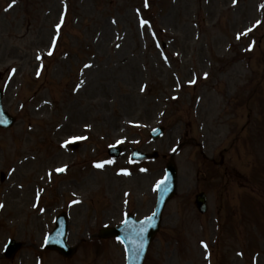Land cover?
I'll use <instances>...</instances> for the list:
<instances>
[{
    "label": "rangeland",
    "instance_id": "obj_1",
    "mask_svg": "<svg viewBox=\"0 0 264 264\" xmlns=\"http://www.w3.org/2000/svg\"><path fill=\"white\" fill-rule=\"evenodd\" d=\"M68 2L65 13L64 0H0V88L17 118L0 129V264H125L123 247L97 235L129 210L152 215L172 156L178 191L144 264H264V0ZM195 119L224 169L199 155ZM159 126L165 135L152 140ZM80 137L88 140L63 147ZM136 149L159 159L131 164ZM121 168L132 179L119 178ZM35 189L46 191L37 210ZM63 211L67 245L78 248L70 260L42 246ZM10 239L22 244L13 260Z\"/></svg>",
    "mask_w": 264,
    "mask_h": 264
},
{
    "label": "water",
    "instance_id": "obj_2",
    "mask_svg": "<svg viewBox=\"0 0 264 264\" xmlns=\"http://www.w3.org/2000/svg\"><path fill=\"white\" fill-rule=\"evenodd\" d=\"M0 120H2L1 118H0ZM1 122V121H0ZM5 122L8 124V125H10V124H12V120L11 119H9V118H5ZM0 126L1 127H3V126H6L5 124H1L0 123ZM169 169H170V171L172 172V175H173V177L175 176V173H176V171H175V168L174 167H169ZM166 187H170V185H169V183L167 182V183H164L163 184V186H162V189H161V206L163 207V205L167 202V200H168V197H170L173 193L171 192L169 195H167V193H168V191L166 192ZM172 187H174V186H172ZM171 187V188H172ZM197 204H198V206L197 207H199V209H200V211H202V212H204L206 209H207V207H206V198L203 196V195H201V196H198V201H197ZM157 221H156V225H155V227L157 228L158 227V224H159V219H156ZM152 226V225H151ZM58 232V233H57ZM155 232H156V229H154V230H152L151 232H150V234H149V237L145 240V242L142 244L143 246V248H144V250H143V253H142V256H144V252L147 250L146 248V246L151 242L150 240H152V238H153V236H154V234H155ZM57 234H59V231H56L54 234H53V239L54 240H56L57 239ZM124 234H126V233H124V232H122L121 233V235H124ZM134 234H135V232H134ZM134 234H132V237L134 238ZM110 236H120V232L118 233V230H114V232L113 231H110V232H108V233H106L105 234V237H110ZM122 237V239L124 240V242H126V244H127V242L128 241H126L125 239L126 238H124V236H121ZM53 240V241H54ZM138 241H141V240H138ZM128 244L129 245H131V243L130 242H128ZM11 245H13V243L11 244ZM9 246L8 247V255L10 256V258H11V256H13V254L15 253V250H16V245H13V246ZM51 246V248L52 249H58V250H60L61 252H65V249H63L62 247H60V246H57V245H50ZM129 247V246H128ZM129 252L131 253V255H130V259H131V263H133V264H137V263H135V259H134V254L135 253H133L134 251H131V249H130V247H129ZM65 255H68V256H70L71 255V253H69V252H66V254Z\"/></svg>",
    "mask_w": 264,
    "mask_h": 264
},
{
    "label": "snow or ice",
    "instance_id": "obj_3",
    "mask_svg": "<svg viewBox=\"0 0 264 264\" xmlns=\"http://www.w3.org/2000/svg\"><path fill=\"white\" fill-rule=\"evenodd\" d=\"M97 167H103V165H101V164H98V165H97ZM124 174H126V175H127V174H129V173L125 172Z\"/></svg>",
    "mask_w": 264,
    "mask_h": 264
}]
</instances>
